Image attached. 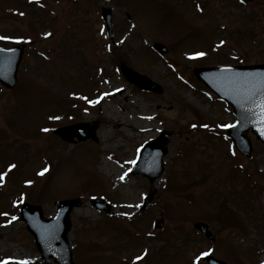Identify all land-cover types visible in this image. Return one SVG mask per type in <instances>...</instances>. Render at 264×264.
<instances>
[{
  "label": "rangeland",
  "instance_id": "374dc122",
  "mask_svg": "<svg viewBox=\"0 0 264 264\" xmlns=\"http://www.w3.org/2000/svg\"><path fill=\"white\" fill-rule=\"evenodd\" d=\"M163 1L0 0V36L14 37L0 46L34 41L20 67L23 84L0 88V173H7L0 213H9L0 215V259H42L20 219L23 202L52 215L59 200L77 199L68 234L76 264H119L135 256H143L140 264H193L210 249L228 264H264V145L250 131L251 157L234 150L220 127L235 122L233 110L193 73L203 65L264 62V4L240 9L209 1L198 26L217 54L200 42L196 26L186 28L181 1ZM102 7L114 13L112 38ZM154 41L167 44L168 53L157 54ZM121 61L162 90L145 92L129 82ZM75 122L86 123L95 139L66 141L54 132ZM162 131L171 134L160 176L150 182L132 174L140 147ZM95 197L111 209L97 210ZM161 215L164 227L157 229L152 222ZM239 215L246 226L237 223ZM199 220L215 241L195 229ZM200 264L209 263L202 258Z\"/></svg>",
  "mask_w": 264,
  "mask_h": 264
},
{
  "label": "water",
  "instance_id": "95a60500",
  "mask_svg": "<svg viewBox=\"0 0 264 264\" xmlns=\"http://www.w3.org/2000/svg\"><path fill=\"white\" fill-rule=\"evenodd\" d=\"M247 1V0H246ZM103 17L112 32V13L110 8H104ZM159 52L165 47L156 43L154 46ZM7 49V48H6ZM14 52H0V81L8 87L16 84V73L23 54V46L14 48ZM128 78L143 88L161 90V87L147 76L141 75L131 68L124 66ZM197 78L202 80L208 88L214 91L220 99L229 103L236 115L235 127L228 128L227 132L236 147L247 156L253 150L252 141L248 136L249 129L256 134L257 139L264 143V121L261 119V99L264 98V64L242 65L229 67H201L194 70ZM239 122V123H238ZM83 126H67L57 130L64 138L77 135L80 138L91 136L92 133H83ZM170 140V133L161 135L147 143L139 154L133 172L143 173L150 180L159 177L163 170V156L167 151L166 143ZM102 201V200H97ZM96 201V202H97ZM77 199L63 200L58 203L56 214L45 217L40 205L24 203L22 219L26 221L28 230L34 235L36 245L46 263L53 257L61 264H74L72 250L69 245L68 231L71 226L70 213L75 206H79ZM99 206V205H98ZM161 225V220L158 223ZM210 238L214 239L207 224L197 223ZM211 264H227L212 255L205 257Z\"/></svg>",
  "mask_w": 264,
  "mask_h": 264
},
{
  "label": "snow or ice",
  "instance_id": "6c2138e0",
  "mask_svg": "<svg viewBox=\"0 0 264 264\" xmlns=\"http://www.w3.org/2000/svg\"><path fill=\"white\" fill-rule=\"evenodd\" d=\"M197 7H199V5H197ZM20 15H24V13H20ZM44 35L50 36L52 34L51 33H45ZM9 39H14V37L0 36V40H9ZM15 39L24 40L25 37H17ZM223 43H224V41H221V44H223ZM14 51H15V49H0V52H14ZM205 55H206V53H204V52H196L194 54V57H202V56H205ZM262 79H264V78H262ZM85 99H87V97H85ZM89 103H95V101H89ZM260 108H261V119H262V121H264V98L261 99ZM50 118L51 119H59V117H56V116H53V117H50ZM193 127H196V125H193ZM203 127L207 128V127H209V125L205 124V125H203ZM220 127H222V128H231V127H235V125L222 124V125H220ZM44 131H49V129H44ZM134 162L135 161H133V163ZM9 167L10 168H14L15 165L13 164V165H10ZM46 171H48L47 168L43 169L41 174H43V172H46ZM6 175H7V173H0V183L3 182V179H4V177ZM120 179H124V177L121 176ZM28 183H31V181H28ZM136 207H139V205H136ZM0 215L8 216L9 213H7V212L0 213ZM125 215H129V213H125ZM11 219L15 220V219H17V217L13 216ZM8 222L10 223L11 221H8ZM211 251L212 250L210 249L208 251L200 252L198 255L195 256V258L193 260V264H200L201 259L204 258V257H208L210 255ZM135 259L137 261H139V260L143 259V256H137ZM12 261H15V264H31V261L28 260V259H17L15 257H7V258H4V259H0V264H11Z\"/></svg>",
  "mask_w": 264,
  "mask_h": 264
},
{
  "label": "flooded vegetation",
  "instance_id": "af4514ba",
  "mask_svg": "<svg viewBox=\"0 0 264 264\" xmlns=\"http://www.w3.org/2000/svg\"><path fill=\"white\" fill-rule=\"evenodd\" d=\"M195 0H182V2H183V4H184V2L185 3H193ZM209 1L210 0H207L206 1V11L208 10V8H209ZM235 3H237V5L241 8V7H246V6H248V5H254V4H256V5H261L262 6V4H264V0H254L253 2H250V3H240V0H233ZM237 33H238V31H237Z\"/></svg>",
  "mask_w": 264,
  "mask_h": 264
},
{
  "label": "bare ground",
  "instance_id": "6f19581e",
  "mask_svg": "<svg viewBox=\"0 0 264 264\" xmlns=\"http://www.w3.org/2000/svg\"><path fill=\"white\" fill-rule=\"evenodd\" d=\"M253 145V144H252Z\"/></svg>",
  "mask_w": 264,
  "mask_h": 264
}]
</instances>
